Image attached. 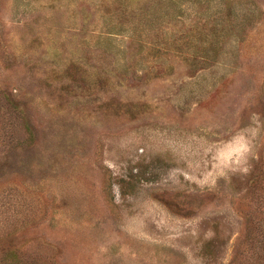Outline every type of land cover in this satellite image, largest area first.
<instances>
[{"label": "rangeland", "instance_id": "obj_1", "mask_svg": "<svg viewBox=\"0 0 264 264\" xmlns=\"http://www.w3.org/2000/svg\"><path fill=\"white\" fill-rule=\"evenodd\" d=\"M0 264H264V0H0Z\"/></svg>", "mask_w": 264, "mask_h": 264}]
</instances>
